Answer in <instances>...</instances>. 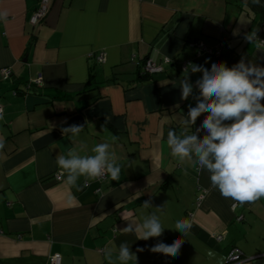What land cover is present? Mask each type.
<instances>
[{
    "label": "crops",
    "instance_id": "1",
    "mask_svg": "<svg viewBox=\"0 0 264 264\" xmlns=\"http://www.w3.org/2000/svg\"><path fill=\"white\" fill-rule=\"evenodd\" d=\"M38 2L0 0V11L9 13L0 21V68L11 70L8 79L0 76V264H45L52 253L61 264H109L103 250L113 249L115 261L123 242L137 264H226L234 247L242 253L234 264H264V197L244 205L223 197L207 170L180 163L167 145L169 129L177 131L196 103L180 98L182 63L232 67L246 57L264 66V47L243 39L255 28L264 36V6L252 0H50L44 19L32 26ZM196 40L225 46L217 55L196 56L189 45ZM144 57L171 63L143 74L136 61ZM37 74L40 84L32 82ZM201 75L190 74L191 82ZM73 124L83 131L63 135L61 128ZM108 133L118 137V181L107 177L95 193V181L77 191L64 183L66 174L55 179L60 152L93 155ZM148 200L152 207H142ZM156 208H164L157 213L161 237L145 241L120 232ZM183 218L192 222L186 237L175 230ZM177 238L184 243L175 257L149 250Z\"/></svg>",
    "mask_w": 264,
    "mask_h": 264
},
{
    "label": "clouds",
    "instance_id": "2",
    "mask_svg": "<svg viewBox=\"0 0 264 264\" xmlns=\"http://www.w3.org/2000/svg\"><path fill=\"white\" fill-rule=\"evenodd\" d=\"M252 3L264 6L261 0H252ZM8 15L6 10L0 11V21L7 22ZM258 31V28L253 29L243 39L250 44L255 43L259 49L264 47V40L259 39ZM233 34L239 35V32ZM195 73L202 75L193 83L190 74ZM182 74L183 78L179 79L180 98L188 100L191 96L196 103L194 107L188 105L179 133L173 129L168 131L167 145L171 156L180 163L190 162L198 172L207 170L211 184L223 197L231 198L239 205L255 203L264 197V66L246 57L232 67L214 62L207 68L190 62ZM205 113L207 115L201 125L193 131L197 118ZM83 129V125L73 124L62 127L61 132L75 137ZM201 132L204 133L202 137ZM117 140L116 135L108 133L104 142L91 149L93 155H80L75 149L60 152L55 159L61 170L58 179H63L66 174L64 183L77 191L88 187L92 181L109 176L111 181H118L123 166L118 163L119 157L113 150ZM4 146L5 142L0 138V150ZM81 177L84 178L82 186L78 184ZM142 207H152L151 200L145 201ZM163 209L156 208V212L146 216L142 223L128 220L130 223L120 232L134 234L137 239L145 241L161 237L165 228L157 213ZM191 228L192 222L188 218L176 221L175 230L182 237H186ZM183 243L182 238H177L171 244L158 242L149 250L175 257ZM103 253L109 264H116V261L119 264H129L130 261L137 264L136 252L131 251L127 242L118 246L115 261L113 249L106 247Z\"/></svg>",
    "mask_w": 264,
    "mask_h": 264
},
{
    "label": "built area",
    "instance_id": "3",
    "mask_svg": "<svg viewBox=\"0 0 264 264\" xmlns=\"http://www.w3.org/2000/svg\"><path fill=\"white\" fill-rule=\"evenodd\" d=\"M50 0H39L38 6L35 8V10L32 12V14L29 17V23L34 26L41 22L49 8ZM258 35V34H257ZM259 39L264 40V36H259ZM189 45L191 47L195 48V55L200 56L201 54L207 53V54H219L221 50L224 48L225 43L223 41H220L217 45L214 47H210L205 45L202 41H193L190 42ZM170 58H163L160 62H155L151 58L144 57L138 61H136V64L140 67V70L143 74H152L156 72H160L163 70V65L169 63ZM96 60L98 62H102L104 60V52L100 51L97 54ZM171 60V59H170ZM187 65V62H183L181 65V68L184 69ZM0 76L3 80L8 79L11 76V70L8 67H2L0 68ZM35 84H40L41 82V74H37L36 78L32 81ZM27 87L30 86V83L26 85ZM0 113H1V107H0ZM61 174L60 171L54 174L56 180L58 179V176ZM106 178L96 180L97 186L94 188L95 193H101V187L98 185V183H101L105 181ZM201 199V195H197L196 197V204L199 203ZM235 203L231 205L232 208H234ZM242 217L236 216V219L239 220ZM217 239H221V236L218 235L216 237ZM161 254V253H160ZM242 261V253L238 248H232L230 252L228 253L226 264H234L239 263ZM45 264H61V256L59 253H52L47 256V260Z\"/></svg>",
    "mask_w": 264,
    "mask_h": 264
},
{
    "label": "trees",
    "instance_id": "4",
    "mask_svg": "<svg viewBox=\"0 0 264 264\" xmlns=\"http://www.w3.org/2000/svg\"><path fill=\"white\" fill-rule=\"evenodd\" d=\"M177 128V132L179 133V131L181 130V128H182V124L181 125H179V126H177L176 127ZM192 130H194V126H193V129ZM191 131V130H190Z\"/></svg>",
    "mask_w": 264,
    "mask_h": 264
}]
</instances>
